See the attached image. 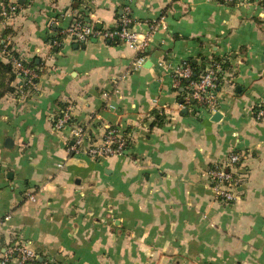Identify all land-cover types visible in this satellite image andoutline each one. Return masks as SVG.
Segmentation results:
<instances>
[{
	"label": "crops",
	"instance_id": "0c3cea01",
	"mask_svg": "<svg viewBox=\"0 0 264 264\" xmlns=\"http://www.w3.org/2000/svg\"><path fill=\"white\" fill-rule=\"evenodd\" d=\"M16 1L0 59L7 47L35 77L0 98V255L24 242L54 264H264V0ZM125 5L137 49L64 34L76 17L116 28ZM184 59L219 64L218 121L182 106ZM108 125L124 154L68 153L74 127L99 142ZM230 152L240 181L224 203L207 170Z\"/></svg>",
	"mask_w": 264,
	"mask_h": 264
},
{
	"label": "built area",
	"instance_id": "2783aa9c",
	"mask_svg": "<svg viewBox=\"0 0 264 264\" xmlns=\"http://www.w3.org/2000/svg\"><path fill=\"white\" fill-rule=\"evenodd\" d=\"M228 1V0H220ZM16 0H0V16L4 19L12 18L18 11ZM130 7L125 5L123 14L119 18L118 27L112 29H98L94 24L88 23L80 17L72 20L71 24L64 30V34L74 42H85L91 37H99L110 42H123L133 49L140 47V42L136 33L130 28L131 17L129 15ZM3 52L8 61L10 60L15 75L20 78L21 85L27 86L32 83L35 77L34 71L26 66L23 59L12 56L11 51ZM143 60L137 57L133 62V67L141 66ZM220 66L216 62L201 71L194 73L189 60H181L175 65L171 74L175 86H180L184 81L181 93L182 106H189L195 114L199 115L204 111L215 113L218 110V76ZM256 119L264 118V103L258 104L254 108ZM71 123L70 106L60 107L57 115L52 118L54 130L61 131ZM72 142L67 144L69 154H85L91 158L99 159L102 157L124 154L128 147V136L121 132L117 127L106 126L104 134L99 142L92 141L82 127L76 126L72 129ZM240 155L236 152H230L226 158L213 164L207 170V179L213 189L216 198L224 203H231L235 200L233 187H235L240 177L235 173L234 166L239 162ZM29 199L34 200V195ZM0 264H54L52 260H42L38 262V254L24 242H14L5 248L0 255Z\"/></svg>",
	"mask_w": 264,
	"mask_h": 264
},
{
	"label": "trees",
	"instance_id": "16d2710c",
	"mask_svg": "<svg viewBox=\"0 0 264 264\" xmlns=\"http://www.w3.org/2000/svg\"><path fill=\"white\" fill-rule=\"evenodd\" d=\"M81 0H74V2L79 3ZM76 7V6H75ZM12 56H16V53L13 51L10 52ZM26 66L33 67V63H26L24 62ZM190 65L193 68L194 73H197L198 70L196 68V65L193 61L189 60ZM16 75L13 69V65L11 61L4 62L0 59V98L4 96L5 94L9 92H14L15 89L11 85L12 81L15 79ZM182 84H186V81H184ZM181 87V86H180ZM181 91L179 93V96L181 97Z\"/></svg>",
	"mask_w": 264,
	"mask_h": 264
},
{
	"label": "water",
	"instance_id": "95a60500",
	"mask_svg": "<svg viewBox=\"0 0 264 264\" xmlns=\"http://www.w3.org/2000/svg\"><path fill=\"white\" fill-rule=\"evenodd\" d=\"M97 27L100 28V25H98ZM220 118H221L220 112L216 111L215 113L212 114V118L211 119L213 121H218Z\"/></svg>",
	"mask_w": 264,
	"mask_h": 264
},
{
	"label": "rangeland",
	"instance_id": "374dc122",
	"mask_svg": "<svg viewBox=\"0 0 264 264\" xmlns=\"http://www.w3.org/2000/svg\"><path fill=\"white\" fill-rule=\"evenodd\" d=\"M4 49V48H3ZM7 51H10L9 49L6 48ZM15 91H16V88L14 87Z\"/></svg>",
	"mask_w": 264,
	"mask_h": 264
}]
</instances>
